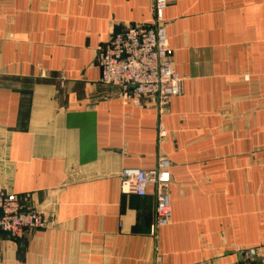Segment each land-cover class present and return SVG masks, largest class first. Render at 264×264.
<instances>
[{"label":"crops","instance_id":"obj_1","mask_svg":"<svg viewBox=\"0 0 264 264\" xmlns=\"http://www.w3.org/2000/svg\"><path fill=\"white\" fill-rule=\"evenodd\" d=\"M166 1L183 83L160 119L95 64L111 36L151 23L153 0H0V190L46 221L0 234V264L264 259V0ZM159 157L171 216L151 235L152 194H122L120 174Z\"/></svg>","mask_w":264,"mask_h":264},{"label":"built area","instance_id":"obj_2","mask_svg":"<svg viewBox=\"0 0 264 264\" xmlns=\"http://www.w3.org/2000/svg\"><path fill=\"white\" fill-rule=\"evenodd\" d=\"M166 8V0H153L151 23L111 36L95 58L100 85L118 90L124 104L140 108L154 106L160 119L167 113L172 99L181 94L183 83L170 62L164 23ZM63 80L61 78V87ZM158 136H165L161 121ZM169 167L168 161L159 157L153 171L124 169L120 174L122 194L138 198L152 194L155 218L150 228L151 235L170 224ZM45 229L46 221L39 211L25 208L15 195L0 190V234L19 240L27 232ZM243 259L250 262L247 252ZM260 264H264V259Z\"/></svg>","mask_w":264,"mask_h":264}]
</instances>
